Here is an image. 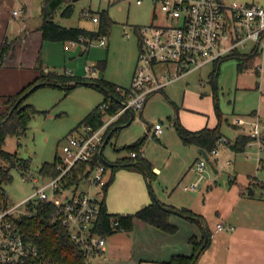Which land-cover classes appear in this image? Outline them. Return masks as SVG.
<instances>
[{
	"label": "rangeland",
	"instance_id": "374dc122",
	"mask_svg": "<svg viewBox=\"0 0 264 264\" xmlns=\"http://www.w3.org/2000/svg\"><path fill=\"white\" fill-rule=\"evenodd\" d=\"M135 1L76 0L71 3L73 12L68 18L60 16L64 8L62 5L54 15L55 23L64 27H80L91 31L97 30L98 22L95 23L91 18L80 16V12L89 10L98 18L97 11H107L112 21L106 36L107 43L102 44L97 39L85 47L79 42L72 45L70 42L41 41L43 42L41 46L36 47L31 53L25 44L15 41L14 37L18 32V24L24 19L34 30L40 26L42 0H0V32L6 31L9 38H5L12 42L11 54L9 52L10 56L7 58L21 61L23 66L31 62L36 67H38L39 58V64L45 71L57 74L69 73L81 78H85V67H91L95 70V77L118 85L120 87L118 91L122 92L123 96L130 82L138 54L137 35L133 27L159 25L164 22L161 13L154 9L153 0H141V4H136ZM241 1L258 3L264 7V0ZM21 3L27 6V14L23 17L12 15V11L21 8ZM21 17L24 19L22 20ZM125 32L129 33V38L125 37ZM251 46L252 43L248 42L244 47H239L238 52L246 53ZM261 47L264 46L261 45ZM260 58L261 55L255 59L254 64H249L248 68L241 73L237 71L239 62L237 58L221 61L215 88L211 82L215 65L210 63L169 84L162 91L154 93L141 112H134L131 124L120 129L110 138L103 150L105 161L111 163L114 159L128 157V152L121 148L141 139L155 124L161 125L167 144L177 151L183 143L180 142L177 131L172 126V119L175 116L179 117V110H176L175 106L180 108L183 103L188 106L187 109L195 112L196 119L201 117L200 119L204 122L203 127L217 126L221 137H225L229 143H232L237 136V130L232 126L236 116L245 121L243 127L246 133L249 123L256 118L261 125H264V75L255 72V63L260 61ZM101 64H104L103 69L100 68ZM161 68L163 67L158 66V69ZM103 98L102 92L84 85H79L69 92L54 86H43L27 97L25 103L32 105L38 112L30 121L24 135L19 138L13 135L7 136L4 144V150L17 153L19 158L29 160L28 169L23 171L13 168L12 181L4 185V193L11 204L19 203L33 192L34 183L23 179V174L39 179L41 165L54 161L60 151L63 138L76 128ZM193 121L196 123L197 120ZM159 138L160 136L153 137L151 132L148 133L141 150L143 157L151 163V166L163 168L169 152L164 146L166 142L161 143L158 141ZM217 149L216 156H208L216 173L209 162L198 155L197 160L204 159L205 162L203 178L195 190L188 192L197 195L199 201L196 208L204 212L207 219L210 218V220L205 219L210 240H212L211 236L215 237L213 228L221 219L215 212V208L221 206L224 201L228 203L231 199V192L227 194L230 187L234 190L244 188L250 183L252 189L261 188L264 192V150H260L256 142L247 146L243 152H235L230 144L219 145ZM175 155L176 157L172 158V164L174 163L173 165L177 168L180 161L174 153L173 156ZM176 170H180V167ZM186 171L187 176L192 177V181L198 179L199 174L193 170V164L184 166L182 175ZM106 177L108 178V175ZM191 180L184 179L178 191H181L182 185L188 187L192 185ZM155 181L156 178L152 179L150 184L152 194V186L157 187ZM88 189L91 196H95L97 188ZM91 263L92 261L88 262V264Z\"/></svg>",
	"mask_w": 264,
	"mask_h": 264
},
{
	"label": "built area",
	"instance_id": "2783aa9c",
	"mask_svg": "<svg viewBox=\"0 0 264 264\" xmlns=\"http://www.w3.org/2000/svg\"><path fill=\"white\" fill-rule=\"evenodd\" d=\"M135 2L141 4V0ZM153 3L164 22L133 27L139 42L136 66L131 83L123 92L119 109L107 113L109 104L101 103L99 109L105 114L100 126L84 123L63 138L55 164L57 174L49 177L40 175L39 179L23 174V179L34 183L33 192L17 204L0 207V264H59L32 243L21 226L22 220L35 216L40 203L53 207V218L84 251L87 263L100 256L106 237L92 230L100 214L108 170L104 163H99L92 171H85L84 176H77V181H73L80 164L89 162L97 152L101 154L109 127L126 112H141L154 93L207 64L215 65L238 53V48L248 42L255 45V52L259 50L264 36V7L257 3L234 0H153ZM12 14L19 17L23 11L15 10ZM80 16L98 22L89 10H82ZM124 34L129 38V33ZM79 41L82 44L83 40ZM99 41L107 43L106 36H101ZM158 66L163 68L158 69ZM257 69L264 72V66ZM85 78H97L95 70L85 67ZM233 123L240 127L245 125L239 117ZM161 131V125L155 124L145 135L151 132L153 137H158ZM263 133L264 127L258 118L254 119L247 128L246 135L252 138L247 146L256 142L263 151ZM225 144H229L228 140L219 137L207 155L216 156L217 147ZM129 156L134 158L136 154L132 152ZM204 168V159L193 163V170L199 177L189 187H183L185 191L197 187L203 178ZM86 186L97 188L95 196H91L89 189L84 188ZM112 225L115 231L119 223L115 220ZM222 229L223 226L218 224L217 231Z\"/></svg>",
	"mask_w": 264,
	"mask_h": 264
},
{
	"label": "trees",
	"instance_id": "16d2710c",
	"mask_svg": "<svg viewBox=\"0 0 264 264\" xmlns=\"http://www.w3.org/2000/svg\"><path fill=\"white\" fill-rule=\"evenodd\" d=\"M71 3V0H42L40 7L41 24L38 30L41 33L43 42H80L79 40L82 39V44L87 47L92 41L99 39L101 36H107L112 21L105 10L97 11L98 28L95 31L80 27H64L55 23L53 20L54 15L62 5H64V8L60 16L64 18L71 16L73 12ZM135 33L137 35V31H135ZM11 44L12 42H9L7 38H5L0 45V67L4 64L11 51ZM138 48L139 42L137 41V49ZM254 56L255 53L250 55L234 54L216 62L215 69L211 74V82L214 88L221 61L229 58H237L239 60L237 71L243 72L249 66V59ZM37 61L38 67L36 68L38 70V76L14 94L3 97V102L0 106V207L11 204L4 193V185L12 181L11 170L17 168L26 171L29 167V160L19 158L17 153H10L4 150V144L7 136L13 135L19 138L24 135L29 128L30 121L38 112L32 105L25 103L27 97L33 91L43 86H54L62 89L64 92H69L79 85H84L103 93L104 98L101 103H108L110 107L107 113H114L118 110L120 101L123 99L121 95L122 92L116 89L117 86L103 78L90 80L72 76L71 74H57L51 71H45L41 64H39V58ZM100 68L103 69L104 64H101ZM37 84L40 85L26 95ZM125 90L127 89L125 88ZM100 104L94 107L81 120L78 126L84 123L90 124L93 127L100 126L103 123L105 114L99 109ZM175 108L178 110V107L175 106ZM131 114L134 118V113L126 112L109 127L106 133V137L108 138L107 143L112 136L120 131V126L128 122ZM173 126L183 145H194L203 149L207 154H210L211 150L216 146L219 137H221L217 126L213 128L204 127L197 131H191L186 129L177 117L173 121ZM146 137L147 135H144L133 144L121 148L128 153L134 152L136 154L134 158H121L114 163L105 161L103 147L101 154L97 152L89 162L80 164L79 172L76 173V177L73 181H77V176H84L83 174L85 171H87V173L92 171L99 163H104L108 167L110 166V169L114 171L126 165L127 167L139 170L145 176L150 190V182L154 178V173L150 163L143 157L141 150ZM251 140L252 138L247 135H240L229 144L235 152H243ZM262 144L264 146V137H262ZM56 162L57 156L53 162L43 163L39 168L40 175L42 177L55 176L57 174L55 170ZM112 180L113 175L102 190L103 198L101 210L92 231L103 237H108L117 233V230H122V232L131 231L134 221L140 220L161 231L173 234L177 231V227L171 224L169 219L172 215H178L196 224L203 234L201 239H197L195 236L190 237L189 244L192 247V254L190 256L181 254L172 255L168 261L162 264H196L200 254L208 247L210 242V234L206 227H204V218L187 208L178 209L170 205L162 204L152 193V202L137 211L128 214H110L106 209L105 196ZM248 195L253 196L251 191H249ZM37 208L38 211L33 218L21 221V226L28 236V239L59 264H88L84 251L70 239L63 225L53 218V207H48L44 203H40ZM115 220L118 221L119 225L116 230L113 231L114 227L112 223ZM204 231L207 236L206 242Z\"/></svg>",
	"mask_w": 264,
	"mask_h": 264
},
{
	"label": "crops",
	"instance_id": "0c3cea01",
	"mask_svg": "<svg viewBox=\"0 0 264 264\" xmlns=\"http://www.w3.org/2000/svg\"><path fill=\"white\" fill-rule=\"evenodd\" d=\"M238 2L254 3L243 2L241 0ZM21 5L20 9L23 11V17L27 14V6L23 3ZM17 31L14 37L15 41L25 44L31 53L43 43L41 42V33L38 28L35 30L30 28L26 19L18 24ZM5 37H8L6 31L0 32V45ZM261 43H264V36ZM261 45L264 46V44ZM254 49L255 45L252 44L246 53L238 52L236 54L250 55L255 53V56L249 59L248 65L254 64L255 59L261 55L260 61L255 63V72L259 73L257 67L264 66V47H259L257 52ZM10 54L7 56L8 58ZM8 58H6L4 64L0 67V106L2 105L3 97L19 91L38 76L36 66L31 62L23 66L21 61L14 60L13 58L8 60ZM259 74L264 75V72H260ZM130 83L131 79L126 88L129 87ZM116 86L120 88L118 85ZM165 97L168 98V96ZM187 108L188 106L183 103L178 108L179 117L175 116L172 121L177 117L180 123L191 131L204 128V122L200 119L201 117L196 119L194 116L195 112ZM193 120H197L196 123ZM232 126L237 130L235 139L240 135H246L245 127L236 126L233 122ZM262 126L264 127V125ZM163 134L164 131L162 129L158 141L161 143L166 142L164 146L167 149L166 151L169 152V156L163 168L151 166L154 178H156L155 182L157 183V187L155 185L152 186L153 196L162 204L178 209L187 208L195 214L202 216L205 227L207 220H210V218L207 219L204 212L196 208V204L199 201V199L197 200V195L189 194L188 192L192 190L185 191L183 189L185 186L183 185L181 191H178V187L184 179H192V177L187 176V171L183 175L181 171L184 166L192 165L197 160L198 155L202 156L199 153L200 148L194 145L185 146L181 144V147H178L177 151H174L167 144ZM180 142L182 143L181 140ZM174 153L177 154L180 161L177 168L173 165L174 163L172 164V158L176 157V155L173 156ZM129 155L130 153L125 158L130 159ZM116 160L118 158L114 159L111 163H114ZM169 164L172 165L169 166ZM179 167L180 170H176ZM107 170L108 180L113 175L112 183L108 187L105 196V205L108 213H133L152 202V191L150 192L149 190L148 181L139 170L127 167L126 165L115 171L107 166ZM228 179L232 180L231 177ZM197 180H191L190 183H195ZM174 181L176 182L175 185ZM249 184L244 188L234 190L233 187H230L227 190V194L231 192V199L228 203L224 201L221 206L215 208V212L221 218L213 228L215 237L211 236L212 240H210L208 247L200 254L196 264H264V192L261 188L252 189ZM249 191L252 192L253 196L248 195ZM205 219L207 220L205 221ZM169 220L171 224L177 227V231L173 234L161 231L140 220H135L131 231L117 232L106 237L103 253L93 258L91 264H162L168 261L172 255L181 254L190 256L192 254V247L189 244L190 237L195 236L197 239H201L203 233H201L200 228L196 224L178 215L170 216ZM218 224L223 226L222 230L217 231Z\"/></svg>",
	"mask_w": 264,
	"mask_h": 264
},
{
	"label": "water",
	"instance_id": "95a60500",
	"mask_svg": "<svg viewBox=\"0 0 264 264\" xmlns=\"http://www.w3.org/2000/svg\"><path fill=\"white\" fill-rule=\"evenodd\" d=\"M71 1H72V2H75L76 0H71ZM39 85H40V84H37L35 87H33V88H32V89H31L26 95H28L32 90H34V88L38 87ZM132 120H133V115L131 114L130 119L128 120V122L125 123V124H123V125H121V126H120V129H122V128L128 126V125H130L131 122H132ZM107 140H108V138L106 139V141H105L103 147L105 146V144H107ZM199 153H201L202 157H203L206 161L209 162V165L212 167L213 171L216 173V169L214 168L213 164L210 162L207 153H206L203 149H199ZM204 237H205V242H206V240H207V236H206V232H205V231H204Z\"/></svg>",
	"mask_w": 264,
	"mask_h": 264
}]
</instances>
